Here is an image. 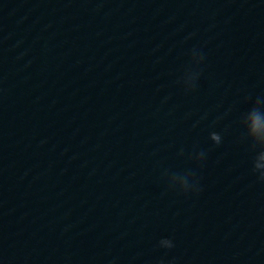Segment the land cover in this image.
I'll use <instances>...</instances> for the list:
<instances>
[{
    "label": "clouds",
    "instance_id": "1",
    "mask_svg": "<svg viewBox=\"0 0 264 264\" xmlns=\"http://www.w3.org/2000/svg\"><path fill=\"white\" fill-rule=\"evenodd\" d=\"M195 51V50H193ZM201 58L203 60V56L201 55ZM189 88L194 87V84L191 86H188ZM261 119L258 115V113L253 112V120H252V125H251V129L252 131H248L247 129V137L251 139L252 143V147L253 150L255 151L257 148L259 149V151H256L253 160H252V171L254 173H258L259 178L261 180H264V143H260L256 140L255 136H254V132L256 129H258L261 126ZM244 126V125H243ZM211 139L213 141H215L216 143H220L221 141V136L219 133L216 132H212L211 133ZM203 155V153H201ZM198 183V181H197ZM182 190H184L185 192L188 191L189 189H187L186 187H182L180 186ZM160 246L167 248V249H171L174 247V242L172 239L168 238V237H163L161 238V240L159 241Z\"/></svg>",
    "mask_w": 264,
    "mask_h": 264
}]
</instances>
